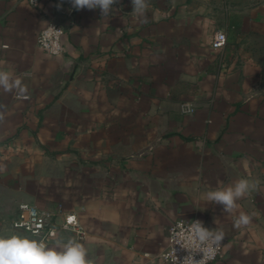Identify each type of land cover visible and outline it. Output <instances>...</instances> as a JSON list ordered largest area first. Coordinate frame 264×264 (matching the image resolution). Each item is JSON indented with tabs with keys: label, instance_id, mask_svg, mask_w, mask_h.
I'll list each match as a JSON object with an SVG mask.
<instances>
[{
	"label": "crops",
	"instance_id": "0c3cea01",
	"mask_svg": "<svg viewBox=\"0 0 264 264\" xmlns=\"http://www.w3.org/2000/svg\"><path fill=\"white\" fill-rule=\"evenodd\" d=\"M58 4L0 0V68L27 86L26 99L0 89V236L40 241L13 226L30 204L86 233L49 246L75 239L92 264H167L172 225L198 219L224 232L212 264H264V0H149L144 24L131 0L108 18ZM49 23L63 27L60 56L38 44ZM241 178L259 184L231 216L206 201ZM240 211L251 222L237 229Z\"/></svg>",
	"mask_w": 264,
	"mask_h": 264
},
{
	"label": "clouds",
	"instance_id": "9594fccd",
	"mask_svg": "<svg viewBox=\"0 0 264 264\" xmlns=\"http://www.w3.org/2000/svg\"><path fill=\"white\" fill-rule=\"evenodd\" d=\"M61 4L56 5L59 9ZM77 11L82 9H99L101 15L108 18L115 11L114 5L119 0H68ZM132 15L141 24L148 22L149 0H131ZM0 89L6 93L15 92L20 98H27V86L22 79L11 71L0 68ZM6 109L0 105V120ZM245 169L248 168L247 161L243 162ZM2 170V168H0ZM259 184L248 178H241L225 187H218L205 193L208 203L218 204L223 207L224 213L231 216L239 209L238 201L244 199L250 191ZM251 222V216L240 211L234 220V227L239 229L246 227ZM193 231L201 243L211 242L219 245L224 240L222 230H214L205 227L202 222L195 221ZM0 264H92L88 259V250L84 244L75 239L67 242L56 240L53 246H49L43 240H30L20 235L0 236Z\"/></svg>",
	"mask_w": 264,
	"mask_h": 264
},
{
	"label": "built area",
	"instance_id": "2783aa9c",
	"mask_svg": "<svg viewBox=\"0 0 264 264\" xmlns=\"http://www.w3.org/2000/svg\"><path fill=\"white\" fill-rule=\"evenodd\" d=\"M30 4L37 5L40 0H28ZM63 27L49 23L38 37L39 46L51 56H60L64 53L62 37ZM227 36L223 30H218L213 39L212 46L219 50L226 45ZM184 114H191L194 109L185 104L182 106ZM71 218V219H70ZM198 219L178 220L171 229L167 249L160 254V259L167 264H212L223 254L224 246L221 242L218 246L199 242L193 231V224ZM201 222V221H200ZM13 226L16 230L26 232L36 236L45 243L49 244L57 238L61 231H70L77 235L79 239L85 238V231L80 226L76 217L69 215L64 222L57 225L53 222L50 213L42 211L30 204H21L17 218Z\"/></svg>",
	"mask_w": 264,
	"mask_h": 264
},
{
	"label": "snow or ice",
	"instance_id": "6c2138e0",
	"mask_svg": "<svg viewBox=\"0 0 264 264\" xmlns=\"http://www.w3.org/2000/svg\"><path fill=\"white\" fill-rule=\"evenodd\" d=\"M71 219V218H70Z\"/></svg>",
	"mask_w": 264,
	"mask_h": 264
}]
</instances>
